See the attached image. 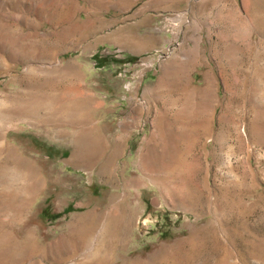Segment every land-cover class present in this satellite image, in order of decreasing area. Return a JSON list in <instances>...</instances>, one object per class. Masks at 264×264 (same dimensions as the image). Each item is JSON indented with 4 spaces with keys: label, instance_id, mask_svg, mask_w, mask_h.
<instances>
[{
    "label": "rangeland",
    "instance_id": "374dc122",
    "mask_svg": "<svg viewBox=\"0 0 264 264\" xmlns=\"http://www.w3.org/2000/svg\"><path fill=\"white\" fill-rule=\"evenodd\" d=\"M0 264H264V0H0Z\"/></svg>",
    "mask_w": 264,
    "mask_h": 264
},
{
    "label": "crops",
    "instance_id": "0c3cea01",
    "mask_svg": "<svg viewBox=\"0 0 264 264\" xmlns=\"http://www.w3.org/2000/svg\"><path fill=\"white\" fill-rule=\"evenodd\" d=\"M149 38H151L146 44L144 43H142V41H139V42H137L136 44H135V48L133 49V51H134V53H143V52H146V51H148L149 49L151 50V49H153V48H155V47H157L158 45H160V44H155V38L153 37H149Z\"/></svg>",
    "mask_w": 264,
    "mask_h": 264
}]
</instances>
